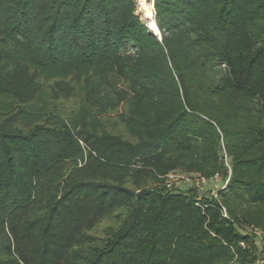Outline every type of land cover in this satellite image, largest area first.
Here are the masks:
<instances>
[{
    "label": "trees",
    "instance_id": "16d2710c",
    "mask_svg": "<svg viewBox=\"0 0 264 264\" xmlns=\"http://www.w3.org/2000/svg\"><path fill=\"white\" fill-rule=\"evenodd\" d=\"M153 7L0 0V264L262 258L264 0Z\"/></svg>",
    "mask_w": 264,
    "mask_h": 264
},
{
    "label": "bare ground",
    "instance_id": "6f19581e",
    "mask_svg": "<svg viewBox=\"0 0 264 264\" xmlns=\"http://www.w3.org/2000/svg\"><path fill=\"white\" fill-rule=\"evenodd\" d=\"M139 1V10L143 18L148 22V25L152 30H157L158 27L154 21V7L153 3L149 0H138Z\"/></svg>",
    "mask_w": 264,
    "mask_h": 264
},
{
    "label": "rangeland",
    "instance_id": "374dc122",
    "mask_svg": "<svg viewBox=\"0 0 264 264\" xmlns=\"http://www.w3.org/2000/svg\"><path fill=\"white\" fill-rule=\"evenodd\" d=\"M151 3L154 2V0H149ZM136 14L141 18L142 21H144L145 23H148L144 18L143 16L141 15V12L139 10V1L137 0V12ZM186 179V178H185ZM171 180H172V183L173 185L176 187V186H186L188 184V181L189 180H183L181 177H177V176H172L171 177ZM196 184L199 186V185H202L200 180L199 179H196L195 180ZM190 184V183H189ZM264 232H257V235L258 237L260 238V235H263Z\"/></svg>",
    "mask_w": 264,
    "mask_h": 264
},
{
    "label": "built area",
    "instance_id": "2783aa9c",
    "mask_svg": "<svg viewBox=\"0 0 264 264\" xmlns=\"http://www.w3.org/2000/svg\"><path fill=\"white\" fill-rule=\"evenodd\" d=\"M260 241H261V247H262V250H263V256L259 260L258 264H264V234L263 235H260Z\"/></svg>",
    "mask_w": 264,
    "mask_h": 264
},
{
    "label": "water",
    "instance_id": "95a60500",
    "mask_svg": "<svg viewBox=\"0 0 264 264\" xmlns=\"http://www.w3.org/2000/svg\"><path fill=\"white\" fill-rule=\"evenodd\" d=\"M154 21H155V19H154ZM156 23V22H155ZM147 27H148V29L150 30V31H152L153 33H154V35L155 36H158V37H160V32H159V30L157 29V30H152V28L147 24Z\"/></svg>",
    "mask_w": 264,
    "mask_h": 264
}]
</instances>
